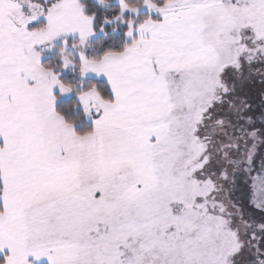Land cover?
<instances>
[{"label":"snow or ice","instance_id":"1","mask_svg":"<svg viewBox=\"0 0 264 264\" xmlns=\"http://www.w3.org/2000/svg\"><path fill=\"white\" fill-rule=\"evenodd\" d=\"M0 264H264V0H0Z\"/></svg>","mask_w":264,"mask_h":264}]
</instances>
